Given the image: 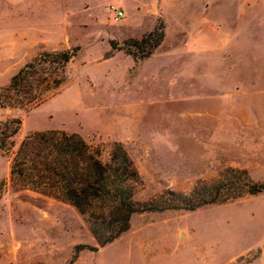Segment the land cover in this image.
Masks as SVG:
<instances>
[{
	"label": "rangeland",
	"instance_id": "rangeland-1",
	"mask_svg": "<svg viewBox=\"0 0 264 264\" xmlns=\"http://www.w3.org/2000/svg\"><path fill=\"white\" fill-rule=\"evenodd\" d=\"M158 2L180 5L195 25L207 16L215 24L220 50L203 76L209 87L188 92L219 102L203 104L213 110L179 134L155 138L144 135L138 112H128L141 96L136 83L127 86L131 59L107 58L116 51L110 43L138 54L128 40L153 28ZM114 10L124 16L115 20ZM75 49L63 84L44 103L0 108V121L22 122L10 153L0 151V264H264V191L193 212L135 214L126 232L99 247L75 208L9 177L11 152L24 136L57 129L79 134L103 159L124 140L141 179L138 202L164 195L180 205L165 193L188 194L228 167L264 182V0H0V88L39 54Z\"/></svg>",
	"mask_w": 264,
	"mask_h": 264
},
{
	"label": "trees",
	"instance_id": "trees-1",
	"mask_svg": "<svg viewBox=\"0 0 264 264\" xmlns=\"http://www.w3.org/2000/svg\"><path fill=\"white\" fill-rule=\"evenodd\" d=\"M163 37L164 25L159 22L141 39L128 40L138 54L110 44L113 50H123L139 61L151 55ZM76 50L42 53L24 65L7 87L0 88V108L29 110L44 103L63 84L66 66ZM21 124L19 118L0 121L1 152L10 153L14 147L12 138ZM109 148L103 159L101 150L77 133L57 129L31 132L11 152L10 182L19 189L51 196L75 208L85 218L99 247L126 232L135 214L168 209L193 212L264 191V182L253 181L247 170L228 167L212 182H199L188 194L165 193L175 196L180 205L169 204L170 199L162 200L164 195L159 200L154 197L138 202L134 195L141 179L133 159L121 142L114 141ZM242 261L243 258L237 263Z\"/></svg>",
	"mask_w": 264,
	"mask_h": 264
},
{
	"label": "crops",
	"instance_id": "crops-1",
	"mask_svg": "<svg viewBox=\"0 0 264 264\" xmlns=\"http://www.w3.org/2000/svg\"><path fill=\"white\" fill-rule=\"evenodd\" d=\"M179 6L173 2H158L153 9V16L156 17L153 28L139 38H133L141 39L161 19L164 37L151 55L135 61L123 50H116L107 58L123 54L131 59L130 68L133 71L128 76L127 86L132 82L136 83L135 90L141 96L140 100L130 103L127 108L129 113H139V119L143 120L145 126V136H175L185 128L187 121L201 118L213 110L209 107L208 111L205 110L202 108L203 104L213 100L219 102L217 97L211 100L209 96H190L188 92V87L191 86L209 87V82L203 76L209 71L211 64L216 63L220 50L216 26L208 16L202 17L201 22L195 25L196 17L186 16ZM256 38L257 33L250 34L251 41ZM215 39L217 42H214ZM211 54H214L213 59ZM116 141L124 144V140L120 138Z\"/></svg>",
	"mask_w": 264,
	"mask_h": 264
},
{
	"label": "built area",
	"instance_id": "built-area-1",
	"mask_svg": "<svg viewBox=\"0 0 264 264\" xmlns=\"http://www.w3.org/2000/svg\"><path fill=\"white\" fill-rule=\"evenodd\" d=\"M124 16V13L122 10H114V19L120 20Z\"/></svg>",
	"mask_w": 264,
	"mask_h": 264
}]
</instances>
